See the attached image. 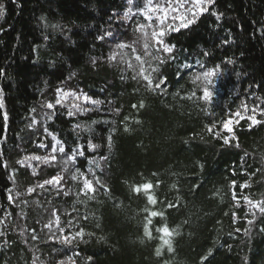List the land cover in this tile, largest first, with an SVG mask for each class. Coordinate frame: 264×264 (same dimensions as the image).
Instances as JSON below:
<instances>
[{
	"label": "trees",
	"instance_id": "trees-1",
	"mask_svg": "<svg viewBox=\"0 0 264 264\" xmlns=\"http://www.w3.org/2000/svg\"><path fill=\"white\" fill-rule=\"evenodd\" d=\"M145 2L0 0L5 7L0 15V164H8L0 166V264H264V215L243 199L264 201V124L249 128L242 120L235 127L239 148L236 141L222 146L206 127L220 126L229 111L243 113L242 103L249 110L264 103V0H216L189 29L168 32L165 42L176 45L173 53L153 41L161 14L148 13L153 16L148 20L138 11ZM157 3L165 0H153ZM179 24L169 16L163 27ZM105 31L115 36L96 39ZM120 42L136 53L117 48ZM217 64L221 72L209 86L212 100L205 101L203 82L195 78ZM141 67L146 73L159 68L152 73L153 86L161 76L166 83L149 88L137 75ZM57 87L102 103L73 116L67 107L58 108L48 119L54 110L45 105L54 102ZM73 102L69 98L66 104ZM256 118L264 121L258 113ZM48 133L69 151L80 145L85 155L63 171L65 157L57 153L55 166L41 165L33 175L32 167L16 162L46 156L51 149L38 145L55 143ZM89 141L99 147L89 150ZM77 167L104 187L81 192L82 179H71ZM58 172L65 177L59 194L50 186L27 191ZM143 183L154 185L156 204L132 190ZM153 211L164 215L150 217ZM148 219L151 239L145 235ZM50 221L51 228L45 227ZM163 224L174 230L166 237L172 251L157 232ZM81 229L83 240L71 245L57 239Z\"/></svg>",
	"mask_w": 264,
	"mask_h": 264
},
{
	"label": "snow or ice",
	"instance_id": "snow-or-ice-1",
	"mask_svg": "<svg viewBox=\"0 0 264 264\" xmlns=\"http://www.w3.org/2000/svg\"><path fill=\"white\" fill-rule=\"evenodd\" d=\"M216 0H165L164 4H153V0H146L145 5L143 8L138 9L139 12L144 13L146 15V18L148 20H152L153 16L148 15V13L156 14L160 13L161 15L157 16V19L160 21L159 30L158 31H153L152 32V39L155 42L156 45L159 46V48H162V50L165 53H173L174 49L176 48L175 44L172 43H166L165 42V37L168 35L169 31L172 32H179L181 29H189L190 26L194 25L197 22V19L199 18L200 15H203L204 13L211 12V8L208 7L210 5H214ZM129 3H131V0H129ZM5 10L4 4L0 3V15H3ZM212 15L216 17L217 20L220 19V14L212 12ZM172 16L173 20H179L180 24L178 27L169 25L167 29L163 27V25L167 22L168 17ZM190 17V18H189ZM41 20H44V17H40ZM47 27V25H45ZM51 27L56 28L57 25H52ZM144 25H139L137 30L138 31H143L144 30ZM2 30V29H0ZM115 34L111 31H105L102 35H98L96 39L98 40H105L106 37H114ZM45 39H48L47 36L44 37ZM223 43H228L227 40L223 41ZM116 47L119 49L123 48H132V52L136 53V49L131 45V44H125L124 42H120L116 44ZM148 49H149V44L147 41L144 44V55H148ZM207 55V53H205ZM109 60L115 59V56H109ZM136 61L140 62L142 65L144 63L142 57L140 55H135ZM93 62H95V58H93ZM161 63H164L163 60H161ZM228 64L233 63L231 59L227 60ZM129 67H133V65L129 64ZM203 67V65H202ZM159 68H152L150 72H145L143 67H141L140 72L137 74L138 76H142L144 80L147 81L148 87L152 88L153 90L161 88V85H164L166 83L167 77L161 76L159 79V83H156L153 86V76L152 73H158ZM221 72V65L217 64L215 65L214 68H208L204 72H202L199 76H197L195 79L200 80L203 82V96L201 99H204L205 101H211L213 92L210 89V85L214 83V77L219 75ZM72 76H75V73H72ZM134 79L136 77H133ZM63 84V81L61 82ZM195 95V93H193ZM71 98L74 102L71 103V105H67L66 101ZM102 103L100 100H95L91 96H89L87 93L84 92H78L74 90H65L63 87H57L56 88V98L54 102H47L46 107L48 109H53V113L50 114L47 118L51 119L52 115L55 114V110L58 108H68V115L73 116L76 115L79 112H85L89 111L90 109L87 107V105H99ZM143 103L139 105V107H143ZM4 104L2 98H0V109H3ZM133 107H137L136 105H133ZM241 107L243 108V113L237 109L235 112L229 111L227 117L223 120L222 124L218 126L216 123H212L207 127V131L209 133H214L215 137L222 139L223 145L222 146H228L232 147L233 146V141H236L235 147L239 148L240 144L237 140L236 134H235V127L240 126V122L246 121L248 122V127L252 128L256 125L264 124V121L258 120L256 118L257 113L261 116H264V103L260 105H254L251 110H249L248 105L246 103H242ZM32 111H35V109H32ZM3 120L7 122L8 120V114L5 111L3 113ZM33 124L35 121L33 120ZM32 125L30 124L29 127ZM76 128H79V125H75ZM219 127V130L217 128ZM127 131V129H125ZM48 130L45 129V132ZM49 135H52L53 141L55 143L46 145L44 143H40L38 145L39 148L45 149L46 151L50 148L51 150L48 151V154L46 156H39V155H31V156H25L21 160H18L16 163L21 165L22 167L27 166V167H32L33 169V175H37L36 168L40 167L41 165L48 166V167H53L55 166L59 161L57 158V153L63 154V157L65 159L63 160L64 163V169L63 171L68 170V166L71 165L72 167H76V160L78 157H83L85 155L84 151H80V145H77L75 148L71 149V151L67 150L65 145L60 141L57 140L55 135L52 133H48ZM109 143H111V136H109ZM98 145L93 144L91 141L88 143V149L89 150H94L98 148ZM2 156H0V160H2ZM35 161L37 164L35 167L33 166L32 162ZM89 163H96V161H89ZM0 166L7 168L8 164L7 162H3L0 164ZM89 171H91L89 169ZM72 180H79L82 179V188L80 189L81 192L87 193L90 192H95L97 190V186L99 187H104L102 184L101 180L99 178H96L95 175L93 174V179H88L87 174L84 171H81L79 167H77L76 174H74L71 177ZM64 181L65 177L58 172L56 175L51 176L48 179H45L42 183H38L33 187L28 188V192L32 193L36 191L37 188L39 189H46V186H50L53 189L57 190V194H59L60 191L63 190L64 188ZM237 185L236 181H232V187L235 188ZM175 187V185H173ZM240 188H245L248 187L247 184H241L239 185ZM154 188V185L152 183H143L139 185H134L132 190L136 193H143L144 195L147 196L148 203L150 204H156L157 201L155 197L151 194L152 190ZM9 193L11 192V189L7 190ZM19 195V193H17ZM64 195H68V192L65 191ZM91 198V197H89ZM9 201H12V196L9 195L8 197ZM233 199H236V194L233 193ZM243 199L254 209H257L262 215H264V201H253L249 199V197L245 196ZM168 207L172 208L175 207L173 204H169ZM55 215V213H54ZM162 212H150L149 216L150 217H156V216H161L163 217ZM255 215V213H253ZM233 216L235 218V213H233ZM55 223L57 225L58 231L63 234L64 233V228L60 227V218L57 215ZM71 223V222H69ZM152 221L151 219H148V222L145 224V235L148 236L150 239L151 237V232L148 228V224H151ZM252 221H249V224H251ZM52 221L49 222L48 225H45V227L51 228ZM238 231V229H237ZM261 231L264 232V228H261ZM157 232L162 233L163 235L161 236V240L163 241V244L168 245V251H172V247L170 245L169 239L166 237H170L174 230H170L167 224L161 225L157 229ZM84 230L81 229L80 231L76 232L75 235H62L61 237H58L57 239L59 240L60 243L65 244V245H71L74 240L80 239L83 240L84 238ZM33 239H35V236H33ZM99 239H103V237H100ZM157 255H160V250L157 249L156 252ZM209 254H211V250H209ZM71 260V257L68 258ZM92 258L89 257V260ZM202 260H205L206 257H202ZM59 264H64V261H60Z\"/></svg>",
	"mask_w": 264,
	"mask_h": 264
}]
</instances>
